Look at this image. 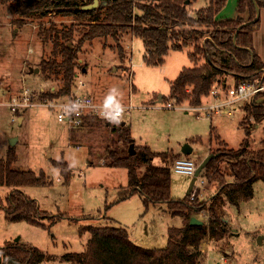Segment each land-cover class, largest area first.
<instances>
[{"label":"rangeland","instance_id":"374dc122","mask_svg":"<svg viewBox=\"0 0 264 264\" xmlns=\"http://www.w3.org/2000/svg\"><path fill=\"white\" fill-rule=\"evenodd\" d=\"M236 3L237 0H227L218 18L233 17ZM204 4L203 0H197L188 7V12L194 15ZM18 17L10 3H0V159L5 157V148L11 138H17L14 145H10L16 152L12 167L43 170L50 183L20 188L46 213L38 217L44 226L6 219L2 206L7 205L5 196L13 187L0 185V246L14 242L33 245L50 255L49 259L36 264H79L61 256L85 249L90 232L84 229L81 232V227L104 225L125 227L131 240L140 246H165L168 228L183 226L184 218L172 215L164 203L145 208L138 193L119 200L120 191L128 188L127 170L104 164L108 159L105 153L107 148L128 149L129 145L118 142L112 122L88 119L73 127L58 121L55 111L41 105L27 107V118L22 124L18 120L11 121L12 114L5 103L19 92L18 88L27 87L36 99H41V93L56 91L61 85L59 78L46 76L39 67L40 60L51 54L52 38H49L50 33H45L50 23L59 27L79 22L72 16L54 12L42 16L34 14L21 23L16 21ZM81 33L82 28L77 26L68 44H74ZM209 35L205 32L203 40L209 39ZM251 41L254 51L264 59V7ZM193 51V45L171 49L164 56V64L149 65L143 59L146 50L142 40L129 31L118 32L116 38L96 37L81 46L71 93L88 92L97 102L130 105V110L124 111L118 120L125 121L130 128L134 145H146L154 152L188 156L196 164L209 153L237 148L245 137L241 123L252 126L250 148H264V120L255 121L243 107L254 99L242 102L230 113H214L212 119L197 117L193 110L163 106L171 99L168 97L170 85L181 67L191 65L188 53ZM202 62L204 59L200 56L199 63ZM224 79L234 84L232 74H220L218 81L221 83ZM162 94L168 97L166 101L158 100ZM68 96L44 98L67 100ZM258 98L257 103L264 100L263 96ZM211 101L206 97L202 102ZM185 145L192 148L188 154L182 152ZM61 157L71 170L67 184L59 168L52 163ZM170 161L167 159L165 163L172 167ZM151 163L160 165L164 161L156 155ZM224 166L222 163L221 168ZM142 170L143 166L138 172ZM191 177L171 168V196L184 198ZM218 185L217 181L205 180L203 189L190 192V199L209 205ZM252 192L249 199L236 205L225 203L221 207L219 214L225 224V233L217 239L206 235L200 241L197 264H264V180H256ZM59 213L67 216H52ZM193 215L208 224L210 214L205 209Z\"/></svg>","mask_w":264,"mask_h":264},{"label":"trees","instance_id":"16d2710c","mask_svg":"<svg viewBox=\"0 0 264 264\" xmlns=\"http://www.w3.org/2000/svg\"><path fill=\"white\" fill-rule=\"evenodd\" d=\"M197 0H98V5L91 9L83 6L93 0H0L10 3L19 15L18 23L34 14L40 16L48 12L63 16H72L78 24L57 26L50 23L45 31L50 33L52 48L49 58L40 60V71L46 76H55L61 81L56 91L41 93V97H58L71 95V87L78 66V54L85 41L96 37H117L120 31H129L142 40L146 50L144 62L149 65H162L169 50L183 49L193 45V52L188 53L190 66H183L173 79L168 97L177 103L200 104L208 97L213 82L219 80L220 74H232L234 83L243 81L264 82V61L254 51L251 34L259 22L251 21L255 17V3L264 7V0H237L238 14L232 18H218L217 14L227 0H203L194 15L188 7ZM247 12V16L241 14ZM82 28L81 35L74 44V31ZM76 27V28H75ZM178 28V29H177ZM209 32V39L203 40L204 33ZM200 56L204 62L199 63ZM255 79V80H254ZM189 87V90L187 89ZM264 90L256 93L253 102L244 105L248 116L255 121L264 120ZM69 97V96H68ZM168 97L162 98L166 101ZM258 98V99H257ZM97 119L88 115L84 120ZM112 122V130L117 134L119 143L130 144V128L121 120ZM243 122V121H242ZM245 137L237 148L217 150L204 167L205 180L219 183L217 193L209 205L204 201L190 199V193L182 199L171 196V165L165 160L173 161L180 154L154 152L146 145H134L135 152L130 154L127 148H107L104 164L111 167H124L127 170L128 188L120 191V199L138 193L145 208L149 204L164 203L172 215L184 218L181 227L168 228V240L161 248H146L134 243L128 230L120 225L84 226L81 232L88 230L90 236L85 249L81 252L64 253L61 258L79 264H197L198 245L209 235L221 238L225 233V224L219 212L225 203L238 204L241 200L252 197L253 183L264 180V148L251 149L249 135L252 126L242 124ZM159 155L163 164L154 165L151 160ZM16 160L14 147H8L5 157L0 159V185L13 187L5 196L4 209L6 219L26 221L33 225L44 226L38 217L46 215L34 198L26 195L20 188L24 186H43L49 184L43 170L38 172L12 167ZM59 168L64 183L71 178L67 161L61 157L52 161ZM225 166L221 168V164ZM143 166V170L138 169ZM205 209L209 212L208 224L189 223L193 213ZM57 217H66L59 213ZM84 229V230H83ZM50 255L40 251L36 246L12 243L0 246V264H36Z\"/></svg>","mask_w":264,"mask_h":264},{"label":"built area","instance_id":"2783aa9c","mask_svg":"<svg viewBox=\"0 0 264 264\" xmlns=\"http://www.w3.org/2000/svg\"><path fill=\"white\" fill-rule=\"evenodd\" d=\"M263 90L264 82L260 80L229 84L228 79H224L221 83L219 81L212 83L208 97L213 101L209 103H177L175 99L171 98L163 106L178 107L187 111L193 110L197 117L205 116L212 119V114L230 113L231 110L239 108L242 102L253 99L256 93ZM34 96L29 88L22 87L17 94H13L9 98L6 105L12 114L11 121H17L20 112L33 105L49 107L55 111L58 121L66 122L73 127L81 125L88 115L106 120H118L124 111H129L131 108L130 105L97 102L88 92L81 91L71 93L67 100H51L44 97L36 99ZM197 165L190 157L180 156L173 161L171 168L176 173L193 176ZM204 182L205 177L199 174L191 191L195 192L198 188L203 189Z\"/></svg>","mask_w":264,"mask_h":264},{"label":"water","instance_id":"95a60500","mask_svg":"<svg viewBox=\"0 0 264 264\" xmlns=\"http://www.w3.org/2000/svg\"><path fill=\"white\" fill-rule=\"evenodd\" d=\"M98 5V0H93L92 3L90 4H87V5H84L83 8L84 9H91V8H94ZM255 10H256V13H255V17L251 20L252 22L253 21H256L259 17H260V7L255 3ZM34 70H37V68H35ZM121 123H124V121H121ZM16 141V138H11L10 140V144L11 145H14ZM186 146L188 147V145H185L182 149V152L185 153V154H188L190 153V147L189 149L186 148ZM128 152L130 154H133L135 152L134 150V141L133 139L131 140L129 146H128ZM217 153H209L207 156H205L197 165V168L195 170V173L194 175L191 177L190 179V182H189V185H188V188H187V194L190 193L191 189H192V186L197 178V176H199V174L201 173V171L204 169L206 163L213 157L215 156ZM189 223L190 224H195V225H199V224H202L203 221L199 218H197L196 216H191L189 218Z\"/></svg>","mask_w":264,"mask_h":264},{"label":"crops","instance_id":"0c3cea01","mask_svg":"<svg viewBox=\"0 0 264 264\" xmlns=\"http://www.w3.org/2000/svg\"><path fill=\"white\" fill-rule=\"evenodd\" d=\"M260 10H261V8H260ZM238 14V12L236 11L235 12V14H234V16H236ZM245 14L247 15V12H244V13H242L241 15H243V17H246L245 16ZM233 16V17H234ZM227 18H232V17H227ZM127 47H128V45H127ZM256 52V51H255ZM258 55H259V57L261 58V60L262 61H264V59L261 57V55H260V53L259 52H256ZM165 62V61H164ZM164 64V63H163ZM183 67V66H182ZM181 67V68H182ZM22 87H20V88H18L19 90L21 89ZM132 90H134V88L132 89ZM169 95V94H168ZM163 96L164 97H166V95L165 94H162V95H159V97H158V100H162V98H163ZM9 99V98H8ZM99 102V101H98ZM7 103V102H6ZM5 103V104H6ZM102 103V102H101ZM7 106V105H6ZM183 110H185V109H183ZM185 111H187V110H185ZM26 111L24 110V111H22L21 112V114L18 116V123H20V124H22L23 122H24V120L27 118V113H25ZM85 119V118H84ZM83 122H84V120H83ZM82 122V123H83ZM125 122V121H124ZM125 124H126V122H125ZM18 139L16 138V141H17ZM15 141V142H16ZM134 141V140H133ZM135 142V141H134ZM11 144L9 143L7 146H6V150H5V153H4V156H5V154H6V151H7V149H8V147L10 146ZM189 147L190 146H186V148H188L189 149ZM192 151V148L190 147V152ZM2 159V158H1ZM230 204V203H229ZM150 205H152V206H158V204H149V206ZM232 205H234V204H232ZM228 218V217H227ZM203 221V220H202ZM183 222H184V220H183ZM203 223H204V221H203ZM205 224V223H204ZM237 231V230H236Z\"/></svg>","mask_w":264,"mask_h":264}]
</instances>
